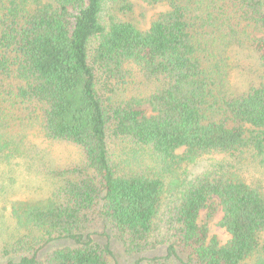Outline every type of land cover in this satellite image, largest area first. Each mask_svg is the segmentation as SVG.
<instances>
[{"label": "trees", "instance_id": "trees-1", "mask_svg": "<svg viewBox=\"0 0 264 264\" xmlns=\"http://www.w3.org/2000/svg\"><path fill=\"white\" fill-rule=\"evenodd\" d=\"M144 1L0 0V264H264V0Z\"/></svg>", "mask_w": 264, "mask_h": 264}, {"label": "rangeland", "instance_id": "rangeland-1", "mask_svg": "<svg viewBox=\"0 0 264 264\" xmlns=\"http://www.w3.org/2000/svg\"><path fill=\"white\" fill-rule=\"evenodd\" d=\"M133 3V9L123 15L122 18L133 22L140 29H147L149 27L150 22L153 18L161 11H165L168 8L167 3H156L149 4L144 0H130ZM183 149H179L181 152ZM54 153V154H53ZM52 155L60 159H65L67 156H74L73 152L66 148L65 146H56L53 149ZM22 181L17 184L16 196H23L31 191H33L34 182L31 178L26 176H19ZM35 180V179H34ZM222 211L220 207H218L217 211L214 213L212 219L208 223L209 235H215L221 244L225 243L229 238V234L225 231L223 227L219 225V220L221 219ZM205 217V210L200 211L199 222H202Z\"/></svg>", "mask_w": 264, "mask_h": 264}]
</instances>
